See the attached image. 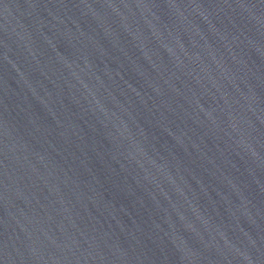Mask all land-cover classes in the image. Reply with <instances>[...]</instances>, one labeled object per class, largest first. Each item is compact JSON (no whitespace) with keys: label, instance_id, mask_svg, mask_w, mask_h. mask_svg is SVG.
<instances>
[{"label":"water","instance_id":"obj_1","mask_svg":"<svg viewBox=\"0 0 264 264\" xmlns=\"http://www.w3.org/2000/svg\"><path fill=\"white\" fill-rule=\"evenodd\" d=\"M0 264H264V0H0Z\"/></svg>","mask_w":264,"mask_h":264}]
</instances>
